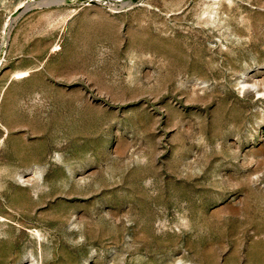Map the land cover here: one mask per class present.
<instances>
[{
	"label": "rangeland",
	"instance_id": "rangeland-1",
	"mask_svg": "<svg viewBox=\"0 0 264 264\" xmlns=\"http://www.w3.org/2000/svg\"><path fill=\"white\" fill-rule=\"evenodd\" d=\"M0 0V264H264V0Z\"/></svg>",
	"mask_w": 264,
	"mask_h": 264
},
{
	"label": "built area",
	"instance_id": "built-area-1",
	"mask_svg": "<svg viewBox=\"0 0 264 264\" xmlns=\"http://www.w3.org/2000/svg\"><path fill=\"white\" fill-rule=\"evenodd\" d=\"M90 3H97V4H101L103 6L108 5V2H106L105 0H85L86 5H89Z\"/></svg>",
	"mask_w": 264,
	"mask_h": 264
}]
</instances>
